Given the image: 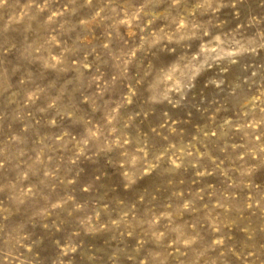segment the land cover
<instances>
[{
    "label": "rangeland",
    "instance_id": "rangeland-1",
    "mask_svg": "<svg viewBox=\"0 0 264 264\" xmlns=\"http://www.w3.org/2000/svg\"><path fill=\"white\" fill-rule=\"evenodd\" d=\"M0 264H264V0H0Z\"/></svg>",
    "mask_w": 264,
    "mask_h": 264
}]
</instances>
